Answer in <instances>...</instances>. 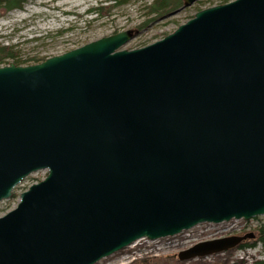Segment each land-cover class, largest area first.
<instances>
[{
    "label": "water",
    "instance_id": "water-1",
    "mask_svg": "<svg viewBox=\"0 0 264 264\" xmlns=\"http://www.w3.org/2000/svg\"><path fill=\"white\" fill-rule=\"evenodd\" d=\"M133 37L0 68V203L48 171L0 218V264H97L141 239L264 216V0L122 50Z\"/></svg>",
    "mask_w": 264,
    "mask_h": 264
},
{
    "label": "rangeland",
    "instance_id": "rangeland-1",
    "mask_svg": "<svg viewBox=\"0 0 264 264\" xmlns=\"http://www.w3.org/2000/svg\"><path fill=\"white\" fill-rule=\"evenodd\" d=\"M154 1L31 0L22 9L0 11V45L13 48L14 53L18 55L16 61L23 62L20 66L40 64L35 63L38 61L36 59L47 60L60 56L123 32H132L134 37L122 50H137L174 33L198 12L224 5L225 0H199L187 8H182V1L181 7L164 16L149 14V7ZM54 6H62V10L54 9ZM100 8H104L100 14H92L94 10ZM67 10L72 11L65 14ZM179 10L181 11L178 14L173 15ZM6 63L10 65L14 64V61L10 59L6 60ZM47 175L48 171H42L25 179L15 189L10 200L0 203V217L14 210L20 202L22 193L43 181ZM190 232L184 233L183 237L194 238L177 245L176 249L172 244L178 243L183 237H167L157 241L143 240L134 248L130 246L97 264H226L227 259L236 258L240 260L246 258V264L264 261V242L261 241L264 234V216L250 221L205 223ZM251 235L252 238H249ZM226 237H243L246 240L237 247L218 253L184 259L180 257L199 244Z\"/></svg>",
    "mask_w": 264,
    "mask_h": 264
},
{
    "label": "trees",
    "instance_id": "trees-1",
    "mask_svg": "<svg viewBox=\"0 0 264 264\" xmlns=\"http://www.w3.org/2000/svg\"><path fill=\"white\" fill-rule=\"evenodd\" d=\"M31 0H0V11L10 12L13 10L22 9L26 3ZM232 0H225L224 4L229 3ZM182 0H155L152 5L149 7V14L152 16H164L165 14L171 12L172 10H176L181 7ZM104 8H100L95 10L96 14H100L101 10ZM18 58L17 53H14L13 48L10 46H2L0 45V67L9 63H6V60H13L14 64L20 66L23 65V62L16 61ZM35 63L44 62L46 59H36ZM25 65V64H24ZM264 242V234L261 239ZM256 264H264V261H259Z\"/></svg>",
    "mask_w": 264,
    "mask_h": 264
},
{
    "label": "bare ground",
    "instance_id": "bare-ground-1",
    "mask_svg": "<svg viewBox=\"0 0 264 264\" xmlns=\"http://www.w3.org/2000/svg\"><path fill=\"white\" fill-rule=\"evenodd\" d=\"M54 9H59V10L61 9V10H62V6H60V7L54 6ZM71 11H72V10H67V11H65L64 13H65V14H68V13H71ZM6 66H8V65H6ZM3 67H5V66H3ZM0 68H2V66H1ZM204 224H205V223H204ZM199 226H200V225H199ZM197 227H198V226L192 228L191 230H193V229H195V228H197ZM191 230L183 231V232H181V233H179V234H177V235H175V236H177L178 238H179V237H183V234H184V233H186V234H188V232L191 233V232H190ZM175 236H169V237H175ZM195 237H196V236H195ZM164 238H167V237L159 238V239H157V240H161V239H164ZM192 238H194V237H191V238L183 237V238L179 239L178 243H176V244H172V247L176 249V248L179 246V244H182V243H184V242H186V241H188V240H191ZM143 240H148V239H141V240H138V241L135 242L133 245H131V248H134L136 245L139 244V242H142ZM157 240H154V241H157ZM149 241H150V240H149ZM177 245H178V246H177ZM129 247H130V246H129ZM127 248H128V247H127ZM247 256H248V255H247ZM246 261H247L246 258H244L243 260H240V259H238V258H236V259H227V260H226V264H232L233 262H234V264H246Z\"/></svg>",
    "mask_w": 264,
    "mask_h": 264
},
{
    "label": "flooded vegetation",
    "instance_id": "flooded-vegetation-1",
    "mask_svg": "<svg viewBox=\"0 0 264 264\" xmlns=\"http://www.w3.org/2000/svg\"><path fill=\"white\" fill-rule=\"evenodd\" d=\"M210 234H212V233H210ZM214 234H216V233H214ZM210 236H214V235H210ZM236 238H239L240 240H241V242L240 243H242L243 242V240H244V238L243 237H236ZM181 257V256H180Z\"/></svg>",
    "mask_w": 264,
    "mask_h": 264
}]
</instances>
